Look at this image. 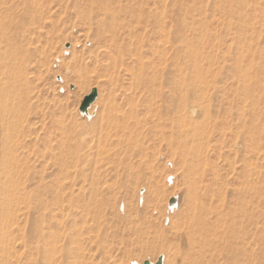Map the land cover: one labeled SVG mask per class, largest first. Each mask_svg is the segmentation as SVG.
<instances>
[{"label": "rangeland", "instance_id": "374dc122", "mask_svg": "<svg viewBox=\"0 0 264 264\" xmlns=\"http://www.w3.org/2000/svg\"><path fill=\"white\" fill-rule=\"evenodd\" d=\"M171 1L175 14L190 10L195 21L209 26L213 36L220 38L208 49L211 61L206 57L202 60L205 67H211V76L220 74L222 83L234 82L235 88L238 84L252 87V101L264 116V0ZM1 2L5 0H0L3 12L5 4ZM12 2L16 14L24 13L25 4H31L26 12L30 22L20 31L29 48L26 82L22 80L19 85L27 96L19 106L22 120L16 126L14 166L25 171L18 179L22 200L11 226L10 264H27L29 244L37 246L39 236L32 229L43 224V197L65 226L62 240L66 233H72L73 246L79 240L83 254L75 259L77 263L143 264L162 256L163 264H180L183 251L189 248V218L182 214L191 204V191L185 169L168 140L147 136V125L140 135H125L115 128L95 130L108 111L128 110L131 103H143L142 92L134 89L133 74L124 66L114 65L106 53L107 37L100 39L73 8V0ZM1 21L0 30L6 25L5 19ZM235 27L241 28L246 38L243 55L238 53L241 45L235 46ZM93 89L98 96L91 109L82 113L81 103ZM239 94L234 90L223 100L230 103L240 99ZM207 98L215 101L214 96ZM215 161L231 192L236 184L234 172L222 159ZM234 162L241 169L240 158ZM253 166L257 182L261 179L259 172L264 170L263 152L253 157ZM83 177L89 180L84 182ZM259 184L254 188L257 236L253 264H264V237L258 236L259 230L264 234V192L259 193ZM174 196L178 203L171 206L169 198ZM87 204L99 213L80 219L81 207Z\"/></svg>", "mask_w": 264, "mask_h": 264}, {"label": "bare ground", "instance_id": "6f19581e", "mask_svg": "<svg viewBox=\"0 0 264 264\" xmlns=\"http://www.w3.org/2000/svg\"><path fill=\"white\" fill-rule=\"evenodd\" d=\"M157 2L159 5L155 7ZM2 4L5 7L3 12L0 9V21L4 17L6 25L0 30V264H10L11 226L22 200L18 179L25 171L14 166L16 126L22 120L19 106L27 96L19 85L22 80L26 82L29 48L20 31L30 22L26 12L30 11L31 3L25 4L22 14L13 11L15 3L10 0ZM73 8L100 39L107 37L106 53L115 66H124L133 74L134 89L142 92L144 100L140 105L131 103L128 110L117 112L120 108L103 114L95 130L115 128L125 135H140L147 125L146 135L167 139L185 169L191 204L182 215L189 218L186 233L189 248L183 251L180 264H253L257 182L261 185L259 193L264 192V170L259 172L261 179L255 182L253 157L264 153V116L252 101V87L238 84L235 88L234 82L222 83L220 74L213 78L211 67L203 65L205 57L211 61L208 49L220 38L213 36L209 26L195 21L190 10L175 14L171 0H73ZM235 28L238 33L235 46L241 45L242 51L238 53L243 55L246 38L241 28ZM234 90H238L243 101L237 98L224 102ZM209 96H214L215 101L205 99ZM93 102L82 113L88 112ZM216 158L225 161L234 172L236 184L231 192ZM238 158L242 161L241 169L234 162ZM87 178L82 181L87 182ZM96 181L100 183L101 178ZM40 203L45 210L41 215L43 224L32 229L39 239L37 246L29 244L27 264H80L75 262L83 254L79 240L73 246L72 233H66L62 240L65 226L44 197ZM177 203V197L169 198L171 206ZM81 209L80 219L99 213L89 204ZM47 220L49 223L44 224ZM260 231L258 236L263 238ZM162 261L160 256L143 264H163Z\"/></svg>", "mask_w": 264, "mask_h": 264}, {"label": "water", "instance_id": "95a60500", "mask_svg": "<svg viewBox=\"0 0 264 264\" xmlns=\"http://www.w3.org/2000/svg\"><path fill=\"white\" fill-rule=\"evenodd\" d=\"M98 96V91L97 89H93L92 92L88 95H86L81 103V106H80V110L81 111H86L89 107V105L95 101V99L97 98ZM145 264H149L148 262H146Z\"/></svg>", "mask_w": 264, "mask_h": 264}]
</instances>
